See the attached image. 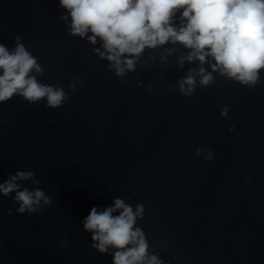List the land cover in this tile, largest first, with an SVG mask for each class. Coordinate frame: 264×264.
<instances>
[{
  "label": "clouds",
  "instance_id": "obj_1",
  "mask_svg": "<svg viewBox=\"0 0 264 264\" xmlns=\"http://www.w3.org/2000/svg\"><path fill=\"white\" fill-rule=\"evenodd\" d=\"M58 4L64 10L59 19L69 34L92 45L99 41L94 54L107 61V70L124 83H130L124 77L137 71L146 51L160 48L161 63H170L168 57L176 48L167 45L185 50L177 57L179 67L196 65L176 82L184 97L195 96L198 86L214 84V73L248 88H255L264 73V0H58ZM14 41L12 49L0 42V104L19 96L29 104L43 101L45 108L63 107L70 100L69 93L42 83L38 77L44 75V67L21 36ZM149 59L154 61L155 56ZM78 84L83 87L79 78L68 85L69 90L74 92ZM146 87L152 90L151 84ZM228 113L225 107L221 116L231 120ZM195 155L210 162L214 153L197 148ZM23 181L40 183L33 171H17L0 182L4 197L15 193L17 213L35 215L43 211L42 205L52 204V198L39 187L22 188ZM144 213L142 204L133 207L116 198L111 206L92 207L82 221L83 229L91 233L92 248L101 254L112 250V264H165L137 226Z\"/></svg>",
  "mask_w": 264,
  "mask_h": 264
}]
</instances>
